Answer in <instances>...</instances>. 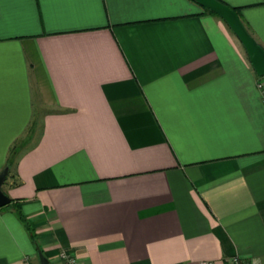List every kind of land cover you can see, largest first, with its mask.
I'll return each mask as SVG.
<instances>
[{
	"label": "crops",
	"instance_id": "0c3cea01",
	"mask_svg": "<svg viewBox=\"0 0 264 264\" xmlns=\"http://www.w3.org/2000/svg\"><path fill=\"white\" fill-rule=\"evenodd\" d=\"M224 1L264 47V0ZM258 79L195 0H0L2 188L52 264H264ZM7 205L0 264H39Z\"/></svg>",
	"mask_w": 264,
	"mask_h": 264
},
{
	"label": "water",
	"instance_id": "95a60500",
	"mask_svg": "<svg viewBox=\"0 0 264 264\" xmlns=\"http://www.w3.org/2000/svg\"><path fill=\"white\" fill-rule=\"evenodd\" d=\"M201 6H205L217 15L222 17L231 30L236 34L243 44L249 61L259 76H264V47L255 39V37L247 30L242 22L239 13L227 3L221 0H195ZM8 166H4L0 170V207L10 203V196L3 190L2 184L6 179ZM39 264H52L43 251L37 252Z\"/></svg>",
	"mask_w": 264,
	"mask_h": 264
},
{
	"label": "trees",
	"instance_id": "16d2710c",
	"mask_svg": "<svg viewBox=\"0 0 264 264\" xmlns=\"http://www.w3.org/2000/svg\"><path fill=\"white\" fill-rule=\"evenodd\" d=\"M221 1L225 2L224 0H221ZM231 7H233L239 13V8L238 7H236V6H231ZM203 8H204L205 11H207L209 13L216 14L214 11H212L211 9H209V8H207L205 6H203ZM32 128H33L32 126L27 128V131H26L27 132L26 134H28L27 136H29V133H30ZM27 139H28V137H21L19 139H16L11 144V146L9 147L8 156H7V163H6V166H8L9 170H10L9 167L11 166L15 155L19 152V149L24 145V143L27 141ZM8 205H11L13 207V209L15 211V214L17 215L19 220L23 223L25 229L29 232V236L31 238V241L33 243V246H34L35 251H36V256H37V252L40 251V250L43 251V249H42V247L40 246V244H39V242L37 240L34 226L32 225V223L29 220V218L23 213V210H22V207H21V204H20V200L11 198V201H10V203Z\"/></svg>",
	"mask_w": 264,
	"mask_h": 264
},
{
	"label": "built area",
	"instance_id": "2783aa9c",
	"mask_svg": "<svg viewBox=\"0 0 264 264\" xmlns=\"http://www.w3.org/2000/svg\"><path fill=\"white\" fill-rule=\"evenodd\" d=\"M257 87L259 88L262 98L264 100V76H259L257 80ZM58 256L63 264H80L77 255L70 248H61L58 251ZM24 264H30L29 256L24 257ZM228 264H258L254 258H242L238 255H231L227 258ZM200 264H215L213 260H202Z\"/></svg>",
	"mask_w": 264,
	"mask_h": 264
},
{
	"label": "rangeland",
	"instance_id": "374dc122",
	"mask_svg": "<svg viewBox=\"0 0 264 264\" xmlns=\"http://www.w3.org/2000/svg\"><path fill=\"white\" fill-rule=\"evenodd\" d=\"M7 206H9V205H7ZM10 207V206H9ZM35 259H37V256H35Z\"/></svg>",
	"mask_w": 264,
	"mask_h": 264
}]
</instances>
